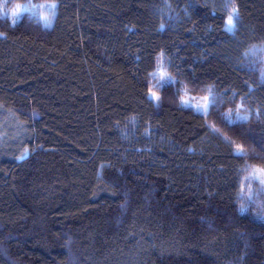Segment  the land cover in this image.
<instances>
[{
    "label": "trees",
    "instance_id": "16d2710c",
    "mask_svg": "<svg viewBox=\"0 0 264 264\" xmlns=\"http://www.w3.org/2000/svg\"><path fill=\"white\" fill-rule=\"evenodd\" d=\"M0 6V264H264V0Z\"/></svg>",
    "mask_w": 264,
    "mask_h": 264
},
{
    "label": "snow or ice",
    "instance_id": "6c2138e0",
    "mask_svg": "<svg viewBox=\"0 0 264 264\" xmlns=\"http://www.w3.org/2000/svg\"><path fill=\"white\" fill-rule=\"evenodd\" d=\"M4 6H6V5H4ZM4 6H0V11H3ZM57 7H58V5L56 3L40 4V5H26V6L21 5V4H16L14 8L10 9V14H11V17L13 18V20H12L13 25H15V23L17 22L16 18L19 17L23 11L31 12V10L33 8L50 9V10H52L53 15H55V10L57 9ZM223 7L225 9H231V11L227 12V14H226V20L224 21V25H225L224 31L233 32L235 29L236 23L238 22V16H239L238 9L235 7V5L233 3H230V2H226L223 5ZM4 15H8V13L5 12ZM42 19L48 20L49 18L47 16H42ZM161 28H163V25H161ZM153 75H156V74H153ZM159 75L161 77L160 87L163 88L165 86V84L168 83L169 81L163 79V77H164L163 72H160ZM262 80H264V74H262ZM249 91H252V90L249 89ZM208 92H209V96L211 97V102L210 103H201V104H198L196 106L197 110L202 111L205 116L208 115L210 108L213 107L215 104V96L212 93L211 87L208 89ZM232 96L235 99L236 94L232 93ZM150 98L160 100V97L157 96V94L155 92H151ZM208 99H209V97H205L206 101ZM181 102L183 104H187V101H181ZM242 104H243V99H242ZM242 104H241V106H237L236 112H235V117L233 116V112L231 109L228 112L224 113L223 118L229 126L237 124L238 122H246L249 119V116H241L240 115ZM257 118H259V113H257ZM234 130L239 131V129H234ZM213 131H218V130L213 128ZM232 147L234 148V151H233L234 156L241 158V159L245 158V151H244V147L242 145H232ZM21 158H23V157H21ZM242 171L251 173V175L247 177L249 184H251L252 182H258L261 186H264V168H253L252 166H246ZM239 198H241V199L244 198L243 188H241V190H240V197ZM247 199H248L250 205L255 203V197L251 193V191H249ZM246 213H247V209L243 206V204H241L240 214L244 215ZM260 219L264 220V214L261 215Z\"/></svg>",
    "mask_w": 264,
    "mask_h": 264
},
{
    "label": "rangeland",
    "instance_id": "374dc122",
    "mask_svg": "<svg viewBox=\"0 0 264 264\" xmlns=\"http://www.w3.org/2000/svg\"><path fill=\"white\" fill-rule=\"evenodd\" d=\"M42 4H51V3H42ZM21 5H25L26 6V5H40V4L28 3V4H21ZM23 13H29L31 16H33L34 18H36L37 20L42 22L46 27H52L53 26V22H54V18L56 16L57 11L55 10V15H53L52 10H50V9L33 8L31 10V12L23 11L21 13V15ZM20 16L16 18L17 21L20 18ZM42 16H47L49 19L48 20H44V19H42ZM11 19L13 20L12 17H11ZM160 72H162V71L160 69H158L156 71V74L161 79V77L159 75ZM164 77H165V75H164ZM164 77H163V79H164ZM183 101H187V104H184V105L190 106V107H192V108H194L196 110H197L196 106L198 104L209 103V101L208 100L206 101L205 99H198V98L197 99H192L190 97H184ZM255 168H259V167H255Z\"/></svg>",
    "mask_w": 264,
    "mask_h": 264
}]
</instances>
